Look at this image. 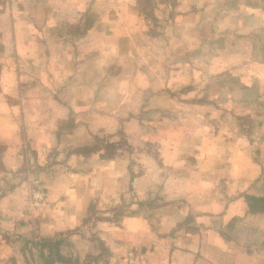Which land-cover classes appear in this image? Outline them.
I'll list each match as a JSON object with an SVG mask.
<instances>
[{"label":"crops","instance_id":"0c3cea01","mask_svg":"<svg viewBox=\"0 0 264 264\" xmlns=\"http://www.w3.org/2000/svg\"><path fill=\"white\" fill-rule=\"evenodd\" d=\"M0 264H264V0H0Z\"/></svg>","mask_w":264,"mask_h":264},{"label":"rangeland","instance_id":"374dc122","mask_svg":"<svg viewBox=\"0 0 264 264\" xmlns=\"http://www.w3.org/2000/svg\"><path fill=\"white\" fill-rule=\"evenodd\" d=\"M225 21H223V23H224ZM225 23H227V22H225ZM259 39V38H258ZM196 41V40H195ZM259 41V40H258ZM191 45H193V44H191ZM260 47H261V45H259ZM260 47H259V49H257L256 47H255V49H254V52L252 53V54H248L249 56H253L254 58H257V59H261L262 57V53H261V49H260ZM239 48H241V47H239ZM243 50H245V48L243 49ZM259 69V68H258ZM258 69H256L255 68V66H254V70H255V72H257L258 71Z\"/></svg>","mask_w":264,"mask_h":264},{"label":"built area","instance_id":"2783aa9c","mask_svg":"<svg viewBox=\"0 0 264 264\" xmlns=\"http://www.w3.org/2000/svg\"><path fill=\"white\" fill-rule=\"evenodd\" d=\"M43 194H44L43 191L42 190H39V191L36 192L35 196L37 198H40L41 199L43 197Z\"/></svg>","mask_w":264,"mask_h":264}]
</instances>
